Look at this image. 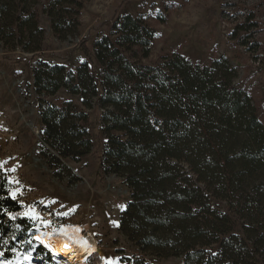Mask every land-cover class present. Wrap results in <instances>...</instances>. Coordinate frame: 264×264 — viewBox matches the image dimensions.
<instances>
[{
	"label": "trees",
	"instance_id": "16d2710c",
	"mask_svg": "<svg viewBox=\"0 0 264 264\" xmlns=\"http://www.w3.org/2000/svg\"><path fill=\"white\" fill-rule=\"evenodd\" d=\"M85 1L0 0V42L36 60L31 73L40 135L53 154L44 152L63 171L57 157L78 160L92 149L86 124L93 100L103 109L100 168L130 191L119 230L137 252L119 251L118 264H151L147 255L181 258V264H264V126L248 91L235 83L236 68L225 58L202 65L179 54L167 61V72L143 63L155 31L146 17L130 15L114 24V41L102 36L95 42L91 56L85 38L78 44L99 75L88 62L74 73L44 61L40 11L54 37L65 41L77 33ZM260 30L249 11L229 39L253 54ZM62 89L78 96L80 106L40 98ZM8 190L0 169L1 239L9 233L3 227L8 215L21 210ZM17 224L33 231L24 219ZM29 242L49 259L44 247Z\"/></svg>",
	"mask_w": 264,
	"mask_h": 264
},
{
	"label": "rangeland",
	"instance_id": "374dc122",
	"mask_svg": "<svg viewBox=\"0 0 264 264\" xmlns=\"http://www.w3.org/2000/svg\"><path fill=\"white\" fill-rule=\"evenodd\" d=\"M249 11L255 13L261 27L256 35L260 48L253 54L229 39L236 23ZM127 15L146 17L154 28L153 45L143 63L167 72L165 65L175 54L192 64L228 60L238 73L235 83L248 91L264 126V0H88L80 10L77 33L65 41L54 37L49 20L40 11L39 26L45 33L42 59L74 73L82 62H88L99 75L98 64L87 58L78 44L85 38L91 56L99 38H117L113 26ZM158 15L167 18L165 24L157 22ZM30 57L8 51L0 42V169L8 179L9 196L21 207L3 223L9 233L4 239L0 237V264H63L45 248L49 259L34 250L29 239L35 242L38 230L90 236L96 251L87 264H118L119 251L127 256L137 252L119 230L120 213L130 191L121 178L100 168L106 142L101 121L104 111L94 100L87 110L86 127L92 142L88 154L73 161L56 156L68 172L49 161L44 151L53 152L40 135L39 98L31 73L36 60ZM40 98L50 104L71 101L80 106V98L65 89L53 97ZM20 219L33 231L24 232L17 224ZM31 234V238H24ZM145 258L151 264H181V258Z\"/></svg>",
	"mask_w": 264,
	"mask_h": 264
},
{
	"label": "bare ground",
	"instance_id": "6f19581e",
	"mask_svg": "<svg viewBox=\"0 0 264 264\" xmlns=\"http://www.w3.org/2000/svg\"><path fill=\"white\" fill-rule=\"evenodd\" d=\"M34 239L63 264H87L96 251V243L90 236L73 232L38 230Z\"/></svg>",
	"mask_w": 264,
	"mask_h": 264
},
{
	"label": "snow or ice",
	"instance_id": "6c2138e0",
	"mask_svg": "<svg viewBox=\"0 0 264 264\" xmlns=\"http://www.w3.org/2000/svg\"><path fill=\"white\" fill-rule=\"evenodd\" d=\"M54 203V202H53Z\"/></svg>",
	"mask_w": 264,
	"mask_h": 264
}]
</instances>
